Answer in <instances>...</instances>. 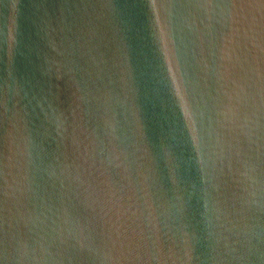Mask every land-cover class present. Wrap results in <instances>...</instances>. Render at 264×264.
<instances>
[{"label": "water", "instance_id": "water-1", "mask_svg": "<svg viewBox=\"0 0 264 264\" xmlns=\"http://www.w3.org/2000/svg\"><path fill=\"white\" fill-rule=\"evenodd\" d=\"M0 264H264V0H0Z\"/></svg>", "mask_w": 264, "mask_h": 264}]
</instances>
